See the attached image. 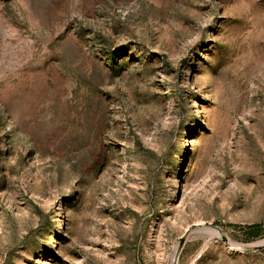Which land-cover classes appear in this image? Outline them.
Here are the masks:
<instances>
[{
  "label": "rangeland",
  "instance_id": "rangeland-1",
  "mask_svg": "<svg viewBox=\"0 0 264 264\" xmlns=\"http://www.w3.org/2000/svg\"><path fill=\"white\" fill-rule=\"evenodd\" d=\"M257 223L264 0H0V264H264Z\"/></svg>",
  "mask_w": 264,
  "mask_h": 264
},
{
  "label": "trees",
  "instance_id": "trees-1",
  "mask_svg": "<svg viewBox=\"0 0 264 264\" xmlns=\"http://www.w3.org/2000/svg\"><path fill=\"white\" fill-rule=\"evenodd\" d=\"M247 230H248V234L251 237H256L264 233V228L262 227L260 223L248 225Z\"/></svg>",
  "mask_w": 264,
  "mask_h": 264
},
{
  "label": "bare ground",
  "instance_id": "bare-ground-1",
  "mask_svg": "<svg viewBox=\"0 0 264 264\" xmlns=\"http://www.w3.org/2000/svg\"><path fill=\"white\" fill-rule=\"evenodd\" d=\"M214 233L217 232L215 229H213ZM217 234V233H216Z\"/></svg>",
  "mask_w": 264,
  "mask_h": 264
}]
</instances>
